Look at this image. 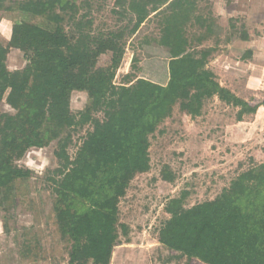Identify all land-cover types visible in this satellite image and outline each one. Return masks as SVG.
<instances>
[{
	"label": "trees",
	"instance_id": "obj_1",
	"mask_svg": "<svg viewBox=\"0 0 264 264\" xmlns=\"http://www.w3.org/2000/svg\"><path fill=\"white\" fill-rule=\"evenodd\" d=\"M208 1L116 0L113 14L130 26L95 35L93 20L75 0H0V11L43 18L54 28L16 20L8 44L0 40V103L16 112L0 115V198L5 203L15 183L31 177L16 161L29 149L58 141L59 166L49 182L59 232L71 244L68 264H111L120 228L127 234L119 222L120 201L132 180L150 171V137L176 106L195 118L217 97L238 109L239 121L264 108V99L238 97L208 69L214 49H198L216 35L215 20L200 13V4ZM151 16L158 18L160 35L142 46L164 53L167 62L146 78L136 75L134 59L132 72L118 85L126 39ZM197 27L202 34L192 41L188 32ZM242 40H249L247 32ZM10 50L24 54V69H8ZM107 54L110 63L98 67ZM75 92L86 93L89 101L78 114L71 109ZM89 124L92 131L71 158L72 136L63 134ZM162 177L175 181L167 167ZM188 197L183 192L168 201L170 218L158 234L162 246L203 264H264V161L212 201L186 208Z\"/></svg>",
	"mask_w": 264,
	"mask_h": 264
},
{
	"label": "rangeland",
	"instance_id": "obj_2",
	"mask_svg": "<svg viewBox=\"0 0 264 264\" xmlns=\"http://www.w3.org/2000/svg\"><path fill=\"white\" fill-rule=\"evenodd\" d=\"M81 14L94 22L93 34H106L126 26L129 20L113 14L116 0H75ZM200 13L212 17L216 35L198 49H214L208 69L218 82L238 97L251 102L264 99V0H209L200 4ZM16 20L54 30L43 18L18 12L0 11V40L6 46ZM247 32L249 40L242 37ZM202 31L190 29L194 41ZM158 18L151 16L141 29L126 39V53L118 71V85L132 72L138 60V77L151 78L157 67H164L167 56L142 46L145 39L158 38ZM197 45L196 42H193ZM251 52V53H250ZM111 54L101 57L98 67H106ZM27 61L18 50H10L7 67L22 70ZM86 93L75 92L71 98L74 114L88 106ZM13 108L0 103V115H14ZM238 109L217 97L205 102L202 114L192 118L176 106L150 137L151 169L137 175L119 204V222L127 228L114 249L111 264H203L188 261L158 242L162 225L170 218L165 207L170 199L188 192L186 208L216 199L242 172L264 161V108L256 115L238 118ZM96 118L103 119L102 114ZM92 126L67 130L72 136L69 154L74 158ZM58 141L46 148H32L16 165L31 172L19 180L13 195L5 203L0 198V264H68L70 243L59 232L55 216V195L49 182L58 168L55 157ZM175 176L169 183L162 177L164 168Z\"/></svg>",
	"mask_w": 264,
	"mask_h": 264
}]
</instances>
